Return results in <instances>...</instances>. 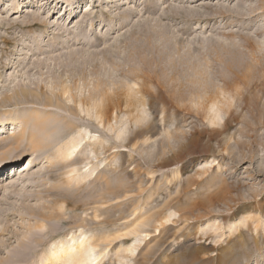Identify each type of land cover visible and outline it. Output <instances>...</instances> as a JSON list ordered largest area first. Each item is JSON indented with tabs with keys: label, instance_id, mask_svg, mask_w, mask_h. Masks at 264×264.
Segmentation results:
<instances>
[{
	"label": "rangeland",
	"instance_id": "obj_1",
	"mask_svg": "<svg viewBox=\"0 0 264 264\" xmlns=\"http://www.w3.org/2000/svg\"><path fill=\"white\" fill-rule=\"evenodd\" d=\"M0 122V264H264V0H0Z\"/></svg>",
	"mask_w": 264,
	"mask_h": 264
},
{
	"label": "bare ground",
	"instance_id": "obj_2",
	"mask_svg": "<svg viewBox=\"0 0 264 264\" xmlns=\"http://www.w3.org/2000/svg\"><path fill=\"white\" fill-rule=\"evenodd\" d=\"M214 115H217L219 117L217 121L221 120V115L219 113V110L215 112ZM213 124H216L215 117L210 120ZM4 125L3 122H0V131L2 130V126ZM17 143V142H16ZM34 144V143H33ZM79 143H73L64 149V152L62 153V158H72L78 148ZM35 146V145H34ZM33 147V146H32ZM33 151L35 150L34 147L32 148ZM6 162L5 159L0 160V165L4 164ZM78 246H77V245ZM133 247L129 248V252H134ZM92 247L87 246L86 242L80 241L74 238H71L69 243L66 242H59L58 245H55L53 252L51 253L48 262L49 264L54 263L55 261H59L62 259H69L70 264H99L97 261L98 255L94 253Z\"/></svg>",
	"mask_w": 264,
	"mask_h": 264
}]
</instances>
